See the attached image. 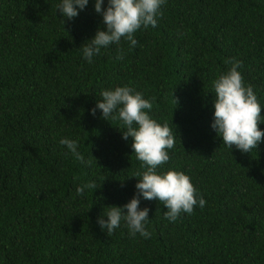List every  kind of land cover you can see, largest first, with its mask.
<instances>
[{
    "label": "trees",
    "instance_id": "obj_1",
    "mask_svg": "<svg viewBox=\"0 0 264 264\" xmlns=\"http://www.w3.org/2000/svg\"><path fill=\"white\" fill-rule=\"evenodd\" d=\"M60 3L0 0V264H264V138L242 153L211 127L212 82L231 59L264 117V0H165L135 47L121 38L92 63L82 49L105 30L95 0L72 19ZM122 86L176 135L157 173L183 172L206 201L173 223L141 197L149 238L124 221L111 234L97 222L129 202L132 176L145 170L120 121L90 113L103 90ZM61 138L76 140L86 163ZM85 183L97 189L77 196Z\"/></svg>",
    "mask_w": 264,
    "mask_h": 264
},
{
    "label": "clouds",
    "instance_id": "obj_2",
    "mask_svg": "<svg viewBox=\"0 0 264 264\" xmlns=\"http://www.w3.org/2000/svg\"><path fill=\"white\" fill-rule=\"evenodd\" d=\"M103 2L95 0L94 10L102 16L105 30L98 29L82 49L83 58L88 63H92L93 57L99 55L102 48L118 44L121 38L135 47L138 41L134 39V33L141 27L157 26V17L163 15L161 6L165 0H108L107 7L102 9ZM87 4L88 0H61L57 11L62 17L72 19L79 14L78 9L83 10ZM226 63H230L231 68L212 82L215 99L211 127L228 148L235 147L242 153H250L264 138V131L259 128V124L264 123L262 107L254 93V86L245 85L238 71L241 62L231 59ZM100 96L90 113L95 115L96 109H99L106 121H120L121 127L126 129L120 130L122 138L126 141L131 138L132 154L145 169L137 170L132 176L137 178L136 192L129 202L123 206H106L107 211L102 216H106L107 220L100 217L97 221L101 229L111 234L124 221L131 235L139 233L149 238L150 232L145 227L149 209L140 208L141 197L159 201L167 209L165 218L173 223L181 213L191 214L197 205L203 208L206 201L197 197V190L188 175L174 170L162 174L156 171L169 161L168 150L175 147L176 135L167 124L161 125L150 117L148 113L153 104L128 86L103 90ZM59 143L76 161L86 163L84 155L78 151L76 140L61 138ZM85 189L93 193L97 187L95 183L82 184L76 188V195H83Z\"/></svg>",
    "mask_w": 264,
    "mask_h": 264
}]
</instances>
